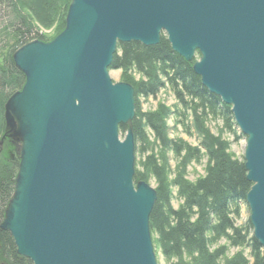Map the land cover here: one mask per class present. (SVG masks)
I'll list each match as a JSON object with an SVG mask.
<instances>
[{"label":"water","instance_id":"1","mask_svg":"<svg viewBox=\"0 0 264 264\" xmlns=\"http://www.w3.org/2000/svg\"><path fill=\"white\" fill-rule=\"evenodd\" d=\"M194 63L246 136V201L264 247V0H71L66 27L14 54L26 82L5 104L21 143L0 227L33 264H158L150 231L157 191L134 182V87L114 82L118 42L156 45Z\"/></svg>","mask_w":264,"mask_h":264},{"label":"trees","instance_id":"2","mask_svg":"<svg viewBox=\"0 0 264 264\" xmlns=\"http://www.w3.org/2000/svg\"><path fill=\"white\" fill-rule=\"evenodd\" d=\"M70 4L71 0H0V224L15 191L21 160V143L9 135L5 120L7 100L26 82L14 54L32 40L51 41L60 34ZM52 27L53 34L44 31ZM197 58L185 60L162 33L156 45L118 42L109 67L121 70L122 80L134 87L135 116L119 131L123 137L129 128L134 133V182L153 179L156 184L157 200L150 215L154 249L168 264H264V247L254 237L249 217L237 224L253 185L244 157L236 156L224 136L229 132L239 138L238 126L231 106L210 93L194 72ZM163 90L176 101L143 110L140 98L157 97ZM170 120L196 134L198 144L171 137ZM215 120L222 121L217 133L210 128ZM203 158L207 159L204 175L188 179V165ZM175 196L178 207L173 205ZM0 264H33L18 254L11 233L1 227Z\"/></svg>","mask_w":264,"mask_h":264},{"label":"rangeland","instance_id":"3","mask_svg":"<svg viewBox=\"0 0 264 264\" xmlns=\"http://www.w3.org/2000/svg\"><path fill=\"white\" fill-rule=\"evenodd\" d=\"M44 31L46 33H54L55 29L49 28V29H44ZM198 57V55H197ZM199 59V58H197ZM110 76L113 79L114 82H121L122 80V71L119 69H110L109 70ZM136 79L140 78L139 74H135ZM141 101V105L143 110H153L157 107L159 102H164L167 105H171L173 104L176 99L174 98V96L166 90L161 91L157 97H149V98H144L141 97L140 98ZM170 124V135L171 137H181L183 139H185L186 141H188L189 143H191L192 145H197L198 144V137L196 134H192L189 133L186 128L182 127L181 125L179 126H174L172 120L169 121ZM222 127V121L221 120H215V121H211L210 123V128L212 130V132L217 133L219 132L220 128ZM237 131V134L239 136V138H235L231 133L226 132L224 133V136L226 138H228V140L231 142V150L236 154L237 157H239L240 159H242L244 157L245 154V150H246V145H247V138L246 136H244L240 130L238 128L235 129ZM121 134V138L123 139V135ZM171 156V154H169ZM170 163L172 168H175L176 166V160L174 158L171 157L170 159ZM207 164V159L203 158L201 162H192L188 165L187 167V177L190 180H195L196 178H198L201 175H204L205 173V167ZM149 184L152 187H156L155 181L152 179L150 180ZM174 194L176 195V190H174ZM179 204V199L175 196L174 200H173V205L175 207H178ZM247 217H250V209L248 207V205L246 207H244L241 218H239L237 220V224H242ZM157 258V262L158 264H168L166 262V260L164 259V257L162 256V254H158L156 255Z\"/></svg>","mask_w":264,"mask_h":264}]
</instances>
